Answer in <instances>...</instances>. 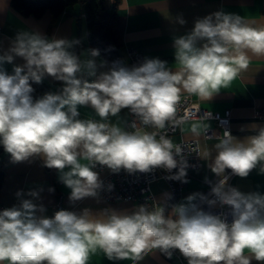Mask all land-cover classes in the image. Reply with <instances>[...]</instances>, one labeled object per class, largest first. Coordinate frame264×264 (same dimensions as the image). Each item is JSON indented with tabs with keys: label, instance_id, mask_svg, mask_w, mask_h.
Segmentation results:
<instances>
[{
	"label": "clouds",
	"instance_id": "obj_1",
	"mask_svg": "<svg viewBox=\"0 0 264 264\" xmlns=\"http://www.w3.org/2000/svg\"><path fill=\"white\" fill-rule=\"evenodd\" d=\"M174 46L175 70L164 61L148 59L81 86L77 78L81 63L68 51L69 42L18 35L10 51L26 63L11 75L0 69V146L16 162L40 156L47 168L59 170L71 201L97 195L101 184L93 171L96 164L114 173L176 169L174 145L159 130L176 122L181 94L208 100L228 88L248 69L252 57H264V25L254 26L238 14L220 10L198 19ZM98 54L92 51L93 56ZM12 60L13 55L0 56V63ZM88 67H93L92 61ZM45 74L63 81V92L34 100L32 83L40 84ZM78 105H90L101 120L128 109L144 128L129 132L77 119ZM149 128L154 130H145ZM216 148L212 171L217 175L230 169L244 178L257 164L264 172V128L246 141L224 131ZM180 151L176 146L177 155ZM185 175L182 164L172 178ZM226 179L213 192L231 207L230 223L183 204L168 217L162 208L149 211L140 206L132 213L106 211L99 216L87 210L82 215L59 210L49 218L38 216L37 205L24 200L20 207L0 211V264H88L98 249L108 260L135 262L153 249L171 257L170 250L176 249L187 264H251L253 259L264 264V196L235 189L225 193Z\"/></svg>",
	"mask_w": 264,
	"mask_h": 264
},
{
	"label": "crops",
	"instance_id": "obj_2",
	"mask_svg": "<svg viewBox=\"0 0 264 264\" xmlns=\"http://www.w3.org/2000/svg\"><path fill=\"white\" fill-rule=\"evenodd\" d=\"M220 10L238 14L254 26L264 25V0H119L115 12V32L121 42L120 54L123 53L125 46H132L142 52L145 61L159 59L175 70V39L188 35L198 19ZM180 20L184 23L181 24ZM51 21L52 17L48 11L37 18L24 16L11 7L10 0H0V56L13 55L11 63H0V69L13 74L15 67L25 65L26 61L10 50L15 46L17 36L27 33L48 40L63 39L69 42L71 47L68 51L72 54L77 51L81 63V71L77 73L81 86L85 82L96 81L102 74L112 71L99 55H92L88 46L84 4L75 3L66 8L53 23ZM199 43L202 42H198V45ZM88 61L93 62V67H88ZM42 81L48 87L47 93L63 92L65 86L63 81L47 74ZM181 97L189 98L193 104L199 105L210 115H223L229 110V132L237 141H246L248 137L257 135L259 130L264 128V118L255 116L256 111L264 110V57H252L246 71L242 72L228 88H222L208 100H201L187 93H182ZM66 109L67 106L64 110ZM77 110L79 112L77 119L94 118L116 125L121 130H124L128 118V109H122L116 116L109 115L107 120H101L90 105H78ZM204 130H209L210 136L204 137ZM220 139H222L221 129L212 118L189 120L179 126L172 137V142L197 140L200 148V167L189 173L187 185L177 198H172L164 181L158 180L150 184L154 203L156 207L163 209L166 217L172 215L173 209L181 204L195 205L208 188V181L216 175L212 168L218 153L216 144ZM81 162L87 163L83 160ZM261 166L262 164H257L256 168L244 178L234 174L227 187L228 192L235 189L244 195L264 196V172L261 171ZM228 170L230 169L225 171ZM97 173L100 180L104 173ZM60 177L61 172L55 168H47L44 159L40 156L16 162L9 155L5 161L4 176L0 184V205L8 208L20 207L24 200H30L37 205L38 216L49 218L56 213L54 204L58 194L62 195L64 206L77 215H82L85 210L93 216H99L106 211L132 213L141 206L128 201L106 202L98 194L71 201L69 199L71 190L63 184ZM31 193L36 195L33 196ZM190 196L193 197L191 201L188 200ZM40 208L43 211H40ZM88 264L179 263L159 249H153L144 255L143 259L135 262L130 259L108 260L102 250L98 249L90 256ZM251 264H261V262L253 259Z\"/></svg>",
	"mask_w": 264,
	"mask_h": 264
},
{
	"label": "built area",
	"instance_id": "obj_3",
	"mask_svg": "<svg viewBox=\"0 0 264 264\" xmlns=\"http://www.w3.org/2000/svg\"><path fill=\"white\" fill-rule=\"evenodd\" d=\"M120 59L122 62L127 64L130 68L133 66H140L145 62L144 56L141 51L132 46H125L123 53L120 54ZM67 111V109L65 110ZM79 113V112H78ZM255 116L258 118H264V110H258L255 112ZM212 118L216 121L217 126L221 129L222 138L223 132L229 131L230 125V111L226 110L223 115H210L205 109L199 105H195L187 97H181V101L177 107L176 122H169L165 129L159 130L160 135L165 136V138L172 141L173 135L178 131L179 126L189 120H205ZM97 122L94 118H88ZM136 128H144L141 124L139 118L128 110V118L124 125V131H134ZM154 130V129H145ZM204 137L210 136L209 130L203 131ZM159 139V136L157 137ZM173 155L177 160V168L171 171L165 170L163 168H154L149 172H132L129 173L121 169L118 173L112 172L111 169L106 166L96 164L93 171L102 172L104 175L99 180L101 187L97 189V194L104 199L106 202H117V201H128L138 203L141 206H145L149 211H152L156 205L153 200V194L150 191V184L152 182L162 180L167 185L172 198H177L183 189L186 187L189 173L200 167V148L197 140L180 141L177 143L172 142ZM176 146L181 149L180 154L177 155L175 152ZM87 162V161H86ZM88 163V162H87ZM185 166L186 175L180 179H173L179 173V169ZM234 174L231 170L225 171L222 175H215L210 181H208V188L200 196V198L195 203V207L198 210L210 213L212 215H219L225 218L229 223L232 220L231 207L229 205L223 204L220 197L217 196L213 189L218 187L220 181L227 177L223 192L228 193V185ZM111 186V187H110ZM8 208L7 206L0 205V211ZM55 211L59 210H69L63 204V197L58 194L56 202L54 204ZM171 258L179 264H187L186 258H184L181 253L172 249ZM167 254V253H166Z\"/></svg>",
	"mask_w": 264,
	"mask_h": 264
},
{
	"label": "trees",
	"instance_id": "obj_4",
	"mask_svg": "<svg viewBox=\"0 0 264 264\" xmlns=\"http://www.w3.org/2000/svg\"><path fill=\"white\" fill-rule=\"evenodd\" d=\"M119 0H10L11 7L24 16L40 17L45 11L50 12L52 23L75 3L84 4L85 22L87 27V41L91 51H98V55L112 70L130 68L120 59L121 42L115 32V12ZM77 56V51H74ZM11 75V74H10ZM32 96L37 97L47 93L48 87L42 81L32 83ZM10 154L0 146V184L4 176L5 161Z\"/></svg>",
	"mask_w": 264,
	"mask_h": 264
}]
</instances>
